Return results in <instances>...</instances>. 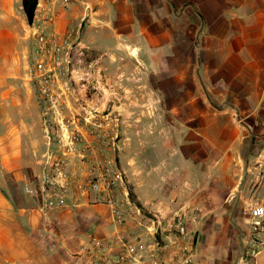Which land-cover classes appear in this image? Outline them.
<instances>
[{
    "label": "crops",
    "instance_id": "1",
    "mask_svg": "<svg viewBox=\"0 0 264 264\" xmlns=\"http://www.w3.org/2000/svg\"><path fill=\"white\" fill-rule=\"evenodd\" d=\"M41 32L68 52L95 54L101 100L152 117L148 147L163 156L151 162L169 185L158 211L162 220L189 214L185 239L153 234L143 215L117 225L98 194L69 187L59 169L48 178L41 138L32 140L40 128L26 123L39 112L32 61ZM1 174L0 264H81L97 242L111 243L116 264L118 235L136 246L131 264H179L188 252L193 264H247L258 240L255 264H264V220L254 227L246 213L253 200L264 206V0H37L31 24L22 0H0ZM16 230L24 240L9 235Z\"/></svg>",
    "mask_w": 264,
    "mask_h": 264
},
{
    "label": "rangeland",
    "instance_id": "2",
    "mask_svg": "<svg viewBox=\"0 0 264 264\" xmlns=\"http://www.w3.org/2000/svg\"><path fill=\"white\" fill-rule=\"evenodd\" d=\"M66 57L64 54L54 75L59 80L69 78L70 89L67 97L57 100L53 105L37 93L36 105L39 112L34 117L26 118L31 129L40 128L37 129L40 133L37 132L32 140L41 138L39 158L44 160V172L48 178L54 177L57 172L54 162L58 160L59 171L63 177H69L67 184L71 187L80 179L79 175L83 171V164H87L86 160L87 165L92 168L107 158L110 162L108 167L121 186L120 191L125 190L129 198L140 207L142 218H154L159 215L158 208L168 203L166 195L169 185L164 181V166L151 162L155 155L163 156V150L155 151L148 147V126L152 117H133L130 115L131 111L124 114L116 109L123 104L124 108L134 106L130 102L101 100L100 84L95 82L97 79L101 83V72L96 74L97 64L93 62L96 59L95 54L83 51V55H79L76 48L69 53L68 61ZM32 62L35 64L34 60ZM54 89L58 92L56 87ZM140 107L147 110L154 106L151 101H142ZM44 111L48 114L44 115ZM44 118L49 120L48 138L42 130ZM15 120L19 123L22 118L17 117ZM70 138H77L72 145H69ZM67 150L69 154H63ZM81 150H85L84 158L81 157ZM49 154H52L51 158L48 157ZM75 165L78 167H74ZM71 170L77 172L69 175ZM7 178L4 174L0 175L2 185L7 184ZM45 183L49 184L47 181ZM54 185L62 188L59 183ZM252 202L257 203L254 200ZM10 234L13 240L25 239L18 230L10 231ZM95 248L87 247V250L92 251Z\"/></svg>",
    "mask_w": 264,
    "mask_h": 264
},
{
    "label": "built area",
    "instance_id": "3",
    "mask_svg": "<svg viewBox=\"0 0 264 264\" xmlns=\"http://www.w3.org/2000/svg\"><path fill=\"white\" fill-rule=\"evenodd\" d=\"M35 64L34 70L37 75V88L39 94L52 102L67 97V91L70 89V80L68 77H64L59 80L54 74L57 66L60 65L64 54L67 55L66 60L69 58V53L66 51L62 44H59V38L49 33H35ZM78 54L83 55V48H77ZM68 61V60H67ZM50 73V74H46ZM52 73V75H51ZM99 73L96 72V74ZM95 82L99 84L96 79ZM56 87L57 90L54 89ZM47 115V111L43 112ZM48 118L43 119V130L47 135L49 133ZM77 138H70L69 145H72ZM70 150V147H68ZM81 157L86 156L85 150L80 151ZM52 154L48 157L51 158ZM55 160V158H54ZM88 164V160H86ZM110 162L107 158L97 163V166L90 168L85 175L75 182V187L80 193H96L101 197V201L109 208L112 220L117 225H122L127 219L133 216H141V210L138 205L133 202L128 193L120 191L121 186L117 182V178L112 174L108 164ZM56 169H59L60 162L56 160L54 162ZM51 184V183H50ZM24 192L31 194L36 191L29 187L24 188ZM63 202L57 200L53 202L48 199L45 201L46 207H54L61 205ZM247 216L251 220L254 227H262L261 222L264 220V206L258 203L251 204L247 209ZM190 221L189 214L185 212H176L171 214L167 220H162L161 215H157L151 219V231L153 234L158 232H165L166 240L185 239L189 233L188 223ZM118 244L115 254L116 264H131L132 262L138 263L140 259L136 257V246L131 243L123 235H118L115 240ZM114 243V242H113ZM111 243L97 242L95 250L84 249L81 259V264H112L109 260L106 251H108ZM169 242L165 243L163 247H168ZM263 245V240L254 241L245 250V261L247 264H255V259L259 253L260 247ZM154 258V257H153ZM152 264H159L158 261L153 259ZM179 264H193L191 253L188 252L183 260Z\"/></svg>",
    "mask_w": 264,
    "mask_h": 264
},
{
    "label": "trees",
    "instance_id": "4",
    "mask_svg": "<svg viewBox=\"0 0 264 264\" xmlns=\"http://www.w3.org/2000/svg\"><path fill=\"white\" fill-rule=\"evenodd\" d=\"M36 4L37 0H22V9L29 24L33 21Z\"/></svg>",
    "mask_w": 264,
    "mask_h": 264
}]
</instances>
